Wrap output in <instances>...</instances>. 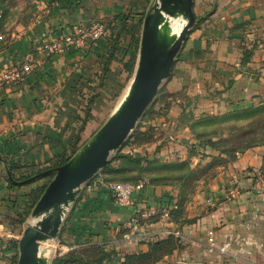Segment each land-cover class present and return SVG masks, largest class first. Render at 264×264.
<instances>
[{"label": "crops", "instance_id": "obj_1", "mask_svg": "<svg viewBox=\"0 0 264 264\" xmlns=\"http://www.w3.org/2000/svg\"><path fill=\"white\" fill-rule=\"evenodd\" d=\"M152 1L0 0V74L27 61L33 66L21 81L0 88V264L13 263L12 245L31 224L33 194L48 182L17 185L13 177L59 164L90 139L93 106L134 77L139 51L134 72L127 70L133 38L141 39ZM194 13L197 23L139 126L147 140L130 145L141 170L117 159L112 166L120 178L106 174L144 187L133 205L119 207L101 185L89 183L67 210L54 242L59 250L103 245L118 264L162 243L168 252L151 264H264V193L256 191L259 175L264 178V132L253 143H246L252 135L241 136L254 123L258 133L264 113V0H194ZM93 22L110 26L97 46L46 52L74 24ZM237 131L238 137L226 136ZM207 138L217 148L201 154ZM185 162L195 171L193 190L174 169ZM165 208L177 211L173 220L149 217L151 209ZM136 213L138 241L125 228Z\"/></svg>", "mask_w": 264, "mask_h": 264}, {"label": "water", "instance_id": "obj_2", "mask_svg": "<svg viewBox=\"0 0 264 264\" xmlns=\"http://www.w3.org/2000/svg\"><path fill=\"white\" fill-rule=\"evenodd\" d=\"M183 20L179 34L173 20ZM194 0H156L147 13L141 32L139 59L129 90L107 122L64 165L53 170L29 224L18 242L17 264H50L43 245L58 240L68 208L79 197L82 186L106 168L154 102L163 82L196 25Z\"/></svg>", "mask_w": 264, "mask_h": 264}, {"label": "trees", "instance_id": "obj_3", "mask_svg": "<svg viewBox=\"0 0 264 264\" xmlns=\"http://www.w3.org/2000/svg\"><path fill=\"white\" fill-rule=\"evenodd\" d=\"M107 28H108L109 33H110V26H109V24L107 25ZM139 35H140V30H139ZM133 45H134L135 51L131 55V62H130V64L127 65V70H129L131 73L134 72V69H135V66H136V63H137V54H138L139 46H140V36H138L137 38H133ZM161 92H162V88L159 90L156 99L158 98V96L160 95ZM156 99L154 100L153 104L151 105L150 110L152 109L153 105L155 104ZM94 100H95V97H91L89 100H87V104H86V106H87L86 115L87 116H88V114L90 112V107L94 103ZM223 122H224V118L217 120L215 123H223ZM255 126H256V124L254 123L253 126H250V129H249V127H245L244 128L245 131L241 134V136L243 135L244 137H247L246 135H248V138H249V136H251L252 134L256 133L257 128ZM237 132L239 133V131H237ZM263 135H264V133L262 134V136ZM141 136L145 137V135L143 133H141V132L137 133V136L136 137H137L138 140L133 141L132 144L143 143L144 141L147 140V137L144 138L143 140H141L140 139ZM256 137L257 136H255L254 138L252 137V139L249 138L248 140H251V141H248L246 143H249V142H251V143L257 142L258 140H256ZM128 141H129V139L124 143L123 146H126L128 144ZM238 142H239V140L237 142H234V143L237 144ZM199 146L201 147V149H200V151H201L200 153L201 154L202 153L205 154V151H206V149H207L208 146H211L212 149H215V147H216L215 146V143L212 140H210L209 138L202 139V141L199 143ZM76 153H74L73 156ZM73 156H71L68 159H65V160L61 161L59 164H56V165H54L52 167L44 168V169H41V170H39L37 172H34L31 175H29V176L21 177V178H18V179H16V178L13 177L12 182L15 183V184H17V185H19L21 181H28L29 180L27 182V185H31L33 183H38L43 178H48V182L46 184H44L43 186H41L33 194V198H34V204L33 205H36L37 201L40 199L41 195L43 194L45 188L48 186V184L53 179V175H54L53 170H55L57 167H59L61 165H64L65 163H67ZM117 159H123L125 161V163H126L125 166L132 165V166H136L139 170H141V168L139 166V161L138 160H135L133 158V156H131L129 154H126V153H123L122 150L120 149V150L117 151V154L114 157H112L111 160H109L108 165L106 166V168H104L103 170L100 171V174L103 176V178H104V180L106 182L123 183V182H118V181H120V180H118V178H115L114 177L113 179H109V178L106 177V174L107 173L109 175H114V176L115 175L118 176L119 174H121V171L120 170L117 171L112 166L113 165V162L116 161ZM174 167H175L174 169L177 170V173L180 174L178 176H180L181 178H186L187 177L186 180L188 179L187 174H184L187 170L190 169V166H189V164L187 162L182 163V164H179V165H176ZM183 170H185V172H183ZM118 177L120 178V176H118ZM123 178L124 177H122V179ZM179 209H180V207H178V210ZM176 212L177 211H174V212L171 213V220L174 219V216H175V213ZM24 220L25 219H23V221ZM162 245H163L162 243H154L152 245V247H151L150 252L147 253V254H131V255H126L124 261L119 262L118 264H151V263L155 262L156 260H158L162 255H164V253L168 252L166 250V248H164ZM12 246L17 250L18 249V242L14 243ZM93 247H94L93 249L99 250V252H100V257L97 260V264L112 263V259L115 256V253L112 250H108L103 245H96V246H93ZM75 254H76V250H74L72 252H69V253L65 254L64 256L57 258L54 261V264H86L85 263L86 260H83L82 258H79L80 256L79 255H75ZM17 261H18V252H17L16 257L13 260L14 264H17Z\"/></svg>", "mask_w": 264, "mask_h": 264}, {"label": "built area", "instance_id": "obj_4", "mask_svg": "<svg viewBox=\"0 0 264 264\" xmlns=\"http://www.w3.org/2000/svg\"><path fill=\"white\" fill-rule=\"evenodd\" d=\"M109 35V30L107 25L103 22H93L91 24L77 23L71 26L70 30L64 34L61 38H58L51 44L47 45L45 50L51 55L64 54L68 48H84L88 43H92L97 46L100 41ZM33 71V66L30 61L25 62L21 66H15L8 69L0 74V88L14 84L25 78L26 75ZM123 153L131 154L133 148L130 145L122 146L120 148ZM119 149V150H120ZM264 173V167H263ZM259 180L256 182L257 193H264V178L259 175ZM89 183L94 185H101L114 199L115 203L119 207H128L133 205V195L134 193L144 187V183L129 184V183H112L106 182L100 172L89 181ZM177 209V206L174 207ZM172 211L169 209L157 210L151 209L148 214L150 216H156L162 214L163 218L171 219ZM141 226L140 215L136 213L126 224L125 228L130 231L127 236H133L135 240L138 241L136 233L139 231ZM180 233H177L179 236ZM209 242L211 246H214V236L213 232L210 233ZM227 245L223 246L220 250L222 252L226 251ZM213 250V247H211Z\"/></svg>", "mask_w": 264, "mask_h": 264}, {"label": "rangeland", "instance_id": "obj_5", "mask_svg": "<svg viewBox=\"0 0 264 264\" xmlns=\"http://www.w3.org/2000/svg\"><path fill=\"white\" fill-rule=\"evenodd\" d=\"M155 1L156 0H153L150 4H149V7L147 9V11H149L153 5L155 4ZM184 26V24H179L177 27L181 28L180 30H182V27ZM133 79V78H132ZM132 82V80H130ZM131 82H129V84H127L126 86H124V88L122 90H114L113 91V95H111L110 97H107L106 99H103L101 101H97L96 105L97 106H93V107H96L95 109V114L93 115V119H94V123H92V128H89L90 130H87V133H86V139L87 138H91L92 135H94L106 122L107 120L109 119V117L111 116V114L116 110V108L119 106V104L121 103V101L123 100V98L125 97V95L127 94L128 90H129V87L131 85ZM162 87V86H161ZM160 87V88H161ZM88 97V96H87ZM89 98V97H88ZM87 98V99H88ZM91 98V97H90ZM156 99V98H155ZM153 104V103H152ZM151 104V105H152ZM151 105L149 106L147 112L145 113V115L142 117V119H140V121L138 122L136 128L130 133L128 139V144L127 145H131L133 141H136L138 140L137 139V133L141 132L139 130V126L141 124V122L143 121L144 117L146 116V114H148L149 110H150V107ZM257 119L256 117L253 118V120ZM258 122H259V126H258V130L259 132L258 133H254L252 134L253 138L255 136H258L259 133H263L264 132V113L261 114L259 116V119H258ZM223 135V133H222ZM231 136V135H236L237 137L239 136V133H235V134H226V136ZM147 135H145V137L141 136L140 139L143 140L144 138H146ZM127 139V140H128ZM223 139V137H222ZM126 140V141H127ZM234 142H237L239 139H235V137H232V139ZM125 141V142H126ZM130 143V144H129ZM126 145V146H127ZM125 147V146H124ZM117 154V151L113 152L111 154L110 157H114L115 155ZM183 172H185V170H183ZM184 174H187L188 176V179L187 181L185 182L186 183V186L189 190H193L194 187H195V171H191V169L187 170ZM199 176L201 175H204L203 172H200L199 171ZM54 177V176H53ZM46 182V180L44 181ZM89 185V182L88 183H85L83 186H82V189H86V187ZM72 205V204H71ZM70 205V206H71ZM70 209V207H69ZM30 222L31 224L33 223V220L30 219ZM26 229V228H25ZM23 231V230H22ZM93 246H96V244H89V245H81L80 247H78L76 249V254L75 255H79L80 257L79 258H82L83 260H86L85 263L86 264H97V260L98 258L100 257V252L99 250H95L93 249L94 247ZM47 247L50 248V252H49V258H50V264H54V261L59 258V257H62L64 256L65 254L69 253V252H72L74 251V249L72 251H69L67 250L66 248H61L59 250V247L56 245V243L54 242H50L47 244ZM19 249V247H18ZM78 250V251H77ZM60 254V255H59ZM18 257H19V250H18ZM14 264V262L12 263ZM106 264H112V263H106Z\"/></svg>", "mask_w": 264, "mask_h": 264}, {"label": "bare ground", "instance_id": "obj_6", "mask_svg": "<svg viewBox=\"0 0 264 264\" xmlns=\"http://www.w3.org/2000/svg\"><path fill=\"white\" fill-rule=\"evenodd\" d=\"M184 24V21L183 20H180V19H177V20H173L172 23H171V26H172V29H173V32L175 34H179L182 30H180L181 28L177 27L179 24ZM184 27V26H183ZM182 27V29H183ZM44 251H46L47 253L50 252V248L47 247V244L43 245V248H42Z\"/></svg>", "mask_w": 264, "mask_h": 264}]
</instances>
